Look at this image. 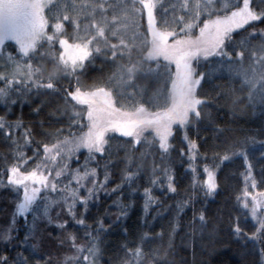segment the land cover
<instances>
[{"label": "snow or ice", "instance_id": "snow-or-ice-1", "mask_svg": "<svg viewBox=\"0 0 264 264\" xmlns=\"http://www.w3.org/2000/svg\"><path fill=\"white\" fill-rule=\"evenodd\" d=\"M257 23H264V0H0V103L8 107L51 92L63 98L64 109L71 113L66 128L48 133L47 142H36L39 146L32 149V156L14 149V159L5 161L6 183L16 192L17 202L12 222L0 240L11 244L19 214L25 215L28 228L21 244L27 243L39 220L62 229L69 220L90 227L84 214L93 198L98 199L102 190L108 191L105 185L110 177L113 139L126 138L124 146L132 150L158 142L164 155L179 128L187 141L193 187L213 195L218 188L216 168L205 163L203 179L196 178V161L203 154L197 140L189 137L190 117L199 119L201 106L207 102L198 89L225 73L239 78L248 88V103L264 110V27H254ZM8 41L15 43V52L5 51ZM49 58L50 67H45L43 61ZM98 58L110 66L108 73L85 82V70ZM140 81H151L155 87L149 90ZM39 108L37 105L34 111ZM17 129H21L19 136ZM0 135L11 138L17 148L22 147L20 140L24 145L33 142L30 126L5 116H0ZM259 149L264 157V142ZM235 152L243 156L246 166L236 201L255 222L250 237L259 239L264 236V174L259 179L254 174L247 150L235 148ZM232 154L226 147L219 160ZM97 157L108 159L101 165ZM73 159L75 168L71 166ZM126 160L132 164L133 155L127 153ZM101 168L103 179H98ZM261 168L264 173V165ZM137 178V171L125 169L112 191L125 183L131 185ZM163 179L167 189L175 192L173 175L167 168ZM150 183L155 185L159 179L153 176ZM4 184L0 175V185ZM143 192L147 213L156 198L148 187ZM78 203L84 209L79 219ZM187 203L181 201L178 210ZM52 205H58L56 220L50 215ZM62 212L68 219H59ZM199 217L204 219L203 211ZM96 225L97 233L106 228L102 218ZM232 227L241 234L239 218ZM85 236L87 242L77 243L75 233L68 234L75 252L72 259L78 256V264H98L95 258L100 237L91 232ZM147 236L143 234L141 244ZM124 247L129 258L122 264H139L142 248ZM31 249L36 252L37 245ZM260 254L264 258V247ZM68 259L65 255V262ZM0 264H28V260L22 251H17L14 259L0 252ZM34 264L52 262L45 258Z\"/></svg>", "mask_w": 264, "mask_h": 264}, {"label": "trees", "instance_id": "trees-1", "mask_svg": "<svg viewBox=\"0 0 264 264\" xmlns=\"http://www.w3.org/2000/svg\"><path fill=\"white\" fill-rule=\"evenodd\" d=\"M253 26L261 28L264 23ZM7 43L8 49L5 51L15 52V43ZM43 63L45 67H50V58ZM109 67L98 58L94 65H89L85 70V82L91 83L93 77L106 75ZM139 83L149 90L155 87L151 81ZM247 92V86L242 85L239 78H230L227 73L205 81L203 87L198 89V94L205 96L207 102L201 106V117H193L189 121L187 131L190 138L197 140L199 151L203 154L196 161V178L203 179L205 163L216 168L218 188L213 195L193 187L187 141L183 139V132L179 128L170 140V150L164 155L158 142L144 143L132 150L124 146L126 138L119 141L113 139L110 145V177L105 185L108 191L102 190L98 199L93 198L84 214L85 224L90 227L69 220V224L62 229L54 223L49 224L47 220H39L33 235L28 237L27 243L21 244L19 242L24 240L28 228L25 215L19 214L14 239L10 245L0 240V252H6L14 259L16 252L22 251L28 264L45 258L51 260L52 264H71L68 260L65 262V255L74 251L67 239L68 234L75 233L76 242L81 243L88 241L85 233L91 232L100 237L97 242L99 254L95 258L98 264H122L124 259L129 258L125 244L128 248L137 245L142 248L139 264H264L260 254V249L264 247V236L259 239L250 237L249 234L255 230V222L236 201L237 192L243 186L242 173L246 166L243 156L235 152V148H244L249 152L253 172L258 179L264 174L261 168L264 157H261L259 149V144L264 142V110L248 103ZM37 105L40 108L34 111ZM70 115V111L64 109L63 98L51 92L32 96L24 103L17 101L8 107L0 103V116H5L9 121L21 120L24 127H31L33 133V142L24 145L23 140H20V148L11 138L4 139L0 135V169H4L0 175L5 178V184L0 185V235L10 226L17 202L16 192L6 183L5 161L14 159V149L23 150L32 156V149L39 146L36 142H47L50 139L48 133L66 128ZM20 131L16 130L17 136ZM253 142L255 151L252 150ZM233 144L235 148L230 147ZM226 147L233 154L221 162L219 156L224 155ZM181 148L185 149L184 153L180 151ZM127 153L133 155L130 165L126 160ZM214 153L216 159H213ZM97 159L103 165L108 157ZM80 160H83V155ZM217 164L219 167H216ZM71 166L76 167L75 159ZM165 168L173 175L175 192L167 189V182L163 179ZM125 169L137 171L138 178L131 185L125 183L118 191H112ZM98 172V179H103L102 168ZM153 176L159 179V183H150ZM160 184H164V187L161 188ZM145 187L150 188L156 198L147 213L143 208ZM50 195L55 198L56 194ZM181 201H188L182 211L178 210ZM57 207L52 205L50 215L53 220L58 218ZM82 211L83 205L78 203L77 219ZM201 211L204 212L203 220L199 217ZM98 218H102L106 226L99 233L95 231ZM237 218L242 227L240 235L232 227ZM27 219L31 221V213L27 214ZM59 219H68V216L62 212ZM144 233H148V236L144 237L141 244ZM33 244L37 245L36 252L31 249Z\"/></svg>", "mask_w": 264, "mask_h": 264}, {"label": "rangeland", "instance_id": "rangeland-1", "mask_svg": "<svg viewBox=\"0 0 264 264\" xmlns=\"http://www.w3.org/2000/svg\"><path fill=\"white\" fill-rule=\"evenodd\" d=\"M11 42H13V41H11ZM193 117H194V116L190 117V120H192ZM194 118H195V117H194ZM195 119H197V118H195ZM74 255H75V252H74V251H73L71 254H69V255H68V257H69L68 261H69L71 264H75V263L78 264V261H79L80 257L77 256L76 259L73 260L72 257H73Z\"/></svg>", "mask_w": 264, "mask_h": 264}]
</instances>
